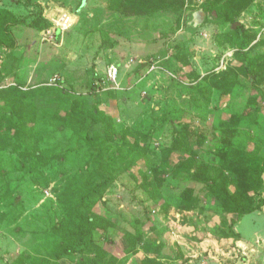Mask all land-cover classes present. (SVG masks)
Returning <instances> with one entry per match:
<instances>
[{
    "label": "rangeland",
    "instance_id": "rangeland-1",
    "mask_svg": "<svg viewBox=\"0 0 264 264\" xmlns=\"http://www.w3.org/2000/svg\"><path fill=\"white\" fill-rule=\"evenodd\" d=\"M30 1L8 0L18 46L0 48V264H137L127 233L155 244L144 264H264V208L242 219L217 193L226 152L264 160V82L247 75L264 76V0L239 17L223 0H41L43 34ZM79 211L112 231L62 255Z\"/></svg>",
    "mask_w": 264,
    "mask_h": 264
},
{
    "label": "trees",
    "instance_id": "trees-1",
    "mask_svg": "<svg viewBox=\"0 0 264 264\" xmlns=\"http://www.w3.org/2000/svg\"><path fill=\"white\" fill-rule=\"evenodd\" d=\"M26 1L29 2V5H34L30 0ZM255 1L256 0H223L218 9L222 10V13L232 11L234 17H239L241 13L248 9ZM36 6L39 8V15L30 26L34 27L39 32L47 31L52 28L53 25L44 17L43 6L40 4H37ZM212 9L213 8L205 7L203 10H201L202 12H204L205 16L203 23L199 26H202L205 22H207V18L210 15ZM199 12L197 11L192 15L190 22L195 23L194 20H196V15ZM19 23H21V21L9 9L0 7V48L6 49L11 52L16 50L18 43L13 32V26ZM188 23L187 27L193 28L194 24L189 25ZM242 43L243 44L241 46L244 47L246 45L245 41ZM147 67H149L148 61L142 63V65H140L139 67V70H147ZM247 75L254 84H260L264 82V76L259 75L253 70L248 71ZM12 90L15 91L14 93L19 92L17 88H12ZM93 115H96L95 112ZM0 134H2L1 129ZM6 144L7 141H4L3 143L2 141L0 142V151L5 149ZM224 171L228 172V174L233 177V179L230 178L229 180L222 181V187L217 191L220 206L225 213L237 214L239 218L243 219L246 216L252 215L264 208V199H257L256 197V194L258 195V193L264 186V160L262 158L258 156L249 157L246 156L245 153H240L238 150H231L229 151V154L228 152H226L224 155ZM217 182L218 181L216 179L211 178L209 179V181H207V186L212 188L216 187V185H218ZM234 184L236 185V190L232 189L234 187ZM102 186H100L99 184L94 189L88 191V193L83 198V203L88 204L89 198L93 196V194L97 192L99 193ZM89 213L90 214H84L81 211L77 212L78 224L75 225L76 231L73 235L74 239L71 243L64 244L61 251L62 255L69 256L77 253L79 248L78 243L81 236H88L87 238H90V242L85 244L84 249L91 250V247L93 246V239L92 237H90L91 233H93L94 231H102L103 234H107L108 230L111 228L110 222L101 217L100 214H93L91 213V211ZM107 225L110 226L107 228ZM110 231L112 230H109V232ZM137 234H125L124 241L129 246L127 249L128 252H125L126 255L133 256L137 254L139 252L137 249V244H139L140 242L143 241L144 245V235H141L139 233ZM231 236L236 239L240 238V235L234 230ZM135 245L136 248L133 249ZM151 246L155 247V244H147L145 252L152 253L151 251L154 250L149 249ZM156 248L159 249L160 247L158 246ZM105 251L108 252L107 250ZM97 257L98 259L96 262L100 264L99 260L101 259V257L99 258V256H96L95 258ZM148 262V260L145 261V263ZM154 264H157L156 261L154 262Z\"/></svg>",
    "mask_w": 264,
    "mask_h": 264
},
{
    "label": "crops",
    "instance_id": "crops-1",
    "mask_svg": "<svg viewBox=\"0 0 264 264\" xmlns=\"http://www.w3.org/2000/svg\"><path fill=\"white\" fill-rule=\"evenodd\" d=\"M35 2L43 6V8H44V17L47 19V16H46V13H48V11H47L48 9L46 8L47 5L45 6L41 2V0H35ZM0 7L9 9L16 16V11H14L15 8H13V6H11L10 3H8V0L7 1L6 0H0ZM40 33L43 34V33H45V31L40 32ZM154 257H155V254L147 253L145 251H143V252L139 251L137 254L133 255V260H135L137 262V264H143V261L145 260V258L153 259ZM157 261H160V259L158 258Z\"/></svg>",
    "mask_w": 264,
    "mask_h": 264
},
{
    "label": "built area",
    "instance_id": "built-area-1",
    "mask_svg": "<svg viewBox=\"0 0 264 264\" xmlns=\"http://www.w3.org/2000/svg\"><path fill=\"white\" fill-rule=\"evenodd\" d=\"M72 25V16L68 13H64L59 17V24L57 23L58 28H60L61 32L68 30ZM119 71L115 65L110 67L109 70V78L111 81H115L118 77ZM47 193V192H46Z\"/></svg>",
    "mask_w": 264,
    "mask_h": 264
},
{
    "label": "water",
    "instance_id": "water-1",
    "mask_svg": "<svg viewBox=\"0 0 264 264\" xmlns=\"http://www.w3.org/2000/svg\"><path fill=\"white\" fill-rule=\"evenodd\" d=\"M204 16H205L204 12L201 11V12L197 13L196 18H195L196 20H194L195 23L189 22L188 24L189 25H193L194 24V26L197 27V26H199V25H201L203 23Z\"/></svg>",
    "mask_w": 264,
    "mask_h": 264
}]
</instances>
